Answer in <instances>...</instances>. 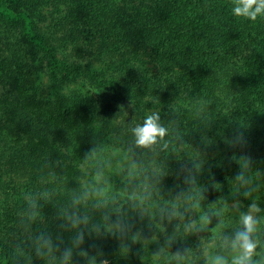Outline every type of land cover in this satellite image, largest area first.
Returning a JSON list of instances; mask_svg holds the SVG:
<instances>
[{
  "label": "trees",
  "instance_id": "1",
  "mask_svg": "<svg viewBox=\"0 0 264 264\" xmlns=\"http://www.w3.org/2000/svg\"><path fill=\"white\" fill-rule=\"evenodd\" d=\"M232 3L0 0V264H195L184 219L233 193L264 264V17Z\"/></svg>",
  "mask_w": 264,
  "mask_h": 264
},
{
  "label": "rangeland",
  "instance_id": "2",
  "mask_svg": "<svg viewBox=\"0 0 264 264\" xmlns=\"http://www.w3.org/2000/svg\"><path fill=\"white\" fill-rule=\"evenodd\" d=\"M47 83L50 85L49 82ZM81 86V82L72 83L64 86L62 91L70 93L73 90L80 89ZM224 140H226V137L223 135H220L219 138L210 139L208 140L209 143L204 146V149L211 148V151L218 149L223 145ZM198 151L199 155L201 151L204 153L201 149H198ZM253 151L259 155L261 154L259 143H256ZM206 156L207 155H204L203 159L199 158L198 155H191L189 156L190 160L184 159L181 161V168L188 169L190 164L197 162V164H199V169L209 171L211 166H209L210 164L205 160ZM115 159L121 164V167H131V162L127 155L117 153ZM236 196L238 195L234 193L231 194V197L228 198L230 199V203L227 201L224 202V200L221 199L206 197L201 202L200 207L198 206L199 203H197L191 210V216L184 219V223L188 225L190 230L195 233L202 243V251L196 255V257H200V262H197L196 258H194L195 264H210L212 258L217 255L224 256L229 261V264H231L234 253L232 248L228 246L227 241H229V238L226 239V233H223V230L220 229L224 222H229L230 227L242 228L240 222L242 214L238 206H235L233 203ZM224 236L226 240H223Z\"/></svg>",
  "mask_w": 264,
  "mask_h": 264
},
{
  "label": "clouds",
  "instance_id": "3",
  "mask_svg": "<svg viewBox=\"0 0 264 264\" xmlns=\"http://www.w3.org/2000/svg\"><path fill=\"white\" fill-rule=\"evenodd\" d=\"M231 12L235 17L255 21L264 17V0H233ZM158 120L157 115H150L145 118L142 125L133 129L138 146L148 147L155 144L158 137L162 138L166 134V129L158 123ZM259 211L260 209L253 203L249 211L241 215L242 230L238 231L235 238L229 242L234 253L231 264H255L253 255L257 242L253 236L259 221L253 213ZM69 255L70 252L66 253V258ZM210 264H229V261L224 256L217 255L212 258Z\"/></svg>",
  "mask_w": 264,
  "mask_h": 264
}]
</instances>
